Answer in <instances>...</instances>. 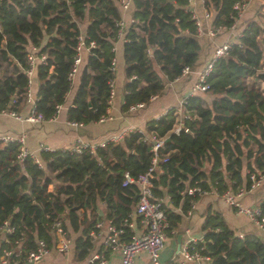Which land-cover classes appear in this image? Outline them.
<instances>
[{"label": "trees", "instance_id": "1", "mask_svg": "<svg viewBox=\"0 0 264 264\" xmlns=\"http://www.w3.org/2000/svg\"><path fill=\"white\" fill-rule=\"evenodd\" d=\"M235 1L202 0L211 12V23L223 28L237 17L232 7ZM131 4L132 22L124 27L122 42L123 110L136 102L146 104L151 96L160 94L163 78L171 81L184 66L199 64L203 49L188 0H131ZM259 16L264 18V11ZM119 18L118 0H0V108L18 111L25 102L24 68L31 46L36 48L35 55H45L42 62L37 59L34 64L35 110L48 118L63 103L81 34L79 24L87 19L83 34L95 44L84 58L68 116L82 123L98 120L108 104ZM263 24L259 17L246 21L227 52L214 60L206 75L208 89L202 91L210 94V102L200 94L187 95L182 113L189 117L181 118L177 132L171 131L175 119V106H171L120 142L98 146L93 152L69 148L43 151L40 165L30 158L18 162L16 144L0 141V227L3 220L12 227L11 232L0 230V248L9 249L12 260L23 261L37 238L49 244L52 222L61 213L71 228L81 222L91 227L100 198L106 217L121 235L129 236L121 242L128 241L131 233L124 221L135 205L138 188L134 182L122 184L123 174L135 177L150 166L153 157L161 168L157 179L154 172L152 176L154 197H161L160 180L173 203L183 196V209L197 193L212 189L220 195L227 190L224 171L232 191L241 188L242 156L246 159L247 189L250 172L264 173V94L249 81L253 76L264 80ZM10 63L12 70L7 73ZM152 132L163 137L155 156L147 139ZM204 161L209 164L206 170L200 168ZM186 176L198 189L181 194L179 179ZM53 181L54 188L47 189ZM257 205L264 211V198ZM82 206L90 213L79 220L76 209ZM160 207L169 232L179 215L167 210L162 200ZM201 229L202 237L189 242L187 248L206 257L202 264H264V232L249 231L238 237L220 213L208 211ZM86 232L75 240L79 257L90 246Z\"/></svg>", "mask_w": 264, "mask_h": 264}, {"label": "crops", "instance_id": "2", "mask_svg": "<svg viewBox=\"0 0 264 264\" xmlns=\"http://www.w3.org/2000/svg\"><path fill=\"white\" fill-rule=\"evenodd\" d=\"M188 7L193 15L199 20L200 33L197 34L202 42L203 49L200 53V63L189 68L186 74L179 75L171 81H166L163 78V90L160 94L155 95L148 101L143 107L136 108L135 110H123V95L124 84L126 81L124 73V64L122 59V42L123 36H117L113 43L115 65L113 69L112 94L108 98V104L105 111H107L110 118L105 120H93L86 123L80 122L79 125H73L69 120H72L68 116V107L72 105L73 94L79 80V72L84 62V58L88 50L83 49L81 51V62L77 71L70 80V87L67 90L64 101L59 105L58 111L54 118H46L39 122H28L20 118H15L11 115L0 114V133H23L25 147L34 152L39 160H41V154L43 151L39 150V145L44 144L53 149H65L70 148L77 139L96 142L108 136L109 134L116 133L123 128L130 127L136 129H144L145 124L149 119L156 118L166 111L171 106H178L181 98L189 94V90L195 82L197 72L203 68L207 60L212 55V51L215 46L228 42L229 44L236 41L239 30L246 21L251 18H260V21L264 22V18L259 16L264 11V0H250L244 9L234 20L232 30L228 27L220 29L214 35L209 34V24L211 23V12L207 10L202 0H188ZM132 4L126 10H121L119 6V13L123 19L124 27L128 26L132 22L131 18ZM209 11V18L204 17V12ZM87 24V19L83 20L80 24V33H84V28ZM264 25V24H263ZM124 35V30H123ZM12 63L8 65L7 73L12 70ZM19 67V66H18ZM264 67V65H263ZM35 68L33 69V71ZM34 73V72H33ZM249 80V79H248ZM253 85L258 86L264 94V80L256 79L252 77ZM35 82L31 85V94L34 98ZM194 94H200L206 99V102H210L211 96L207 91H196ZM30 111V105L26 102L22 103L18 107V113L21 116H25ZM79 122V121H78ZM244 151V149H243ZM242 169H241V183L239 187L244 188L247 183L246 172L247 166L245 164L246 159L242 156ZM209 167L207 162H203L201 167L206 170ZM156 173V174H155ZM161 174V168L158 166L154 169V177ZM224 181L227 184V189L232 191L230 187L231 182L223 172ZM182 182L183 188L180 190L181 194L187 192L188 188L193 187L194 184L190 183V177L179 179ZM55 182H49L47 189H53ZM157 186L162 190L160 198L167 210L173 211L179 215V217L173 221L174 232H167L164 244L159 252L158 259L160 261H166L171 257H180V248L183 246L189 238L195 240L202 237L203 231L201 229L202 222L205 218L206 212H218L221 214L225 223L230 226L236 233H245L249 231H259L255 224L249 219V217L241 212H238L235 207L227 204L223 198L212 189L197 193L190 206L183 209V196L178 201L173 203L166 192L167 186L161 184V181H157ZM239 189V188H238ZM264 198V178L259 186L253 189L247 190L246 193L239 199L241 204L256 205ZM96 220L102 219L101 227H96L94 224L88 228L87 222L79 223L77 228H71V226L64 220V215H59L60 225L64 231V235L69 239V248L65 252H58L54 249L55 234H51L49 241V251L44 254L36 264H80L86 260L91 254L95 252H101L108 264H118L120 261V253L117 248H110L104 245L103 239L106 234V220L105 215V203L103 199H97L96 201ZM135 206V205H134ZM132 208L129 217L124 221V224L128 227L131 236L142 233L145 229V224L141 220V217ZM90 210L88 208L79 207L76 209V214L79 220H84L88 216ZM63 223V225H62ZM87 231L88 240L90 246L87 247L86 252L79 257L78 249L75 246L76 239L83 237V232ZM1 235V233H0ZM129 236H124L121 233L118 236V241L127 240ZM0 248V254H1ZM133 264H152L148 254L141 250L134 258ZM184 264H198L195 260H185Z\"/></svg>", "mask_w": 264, "mask_h": 264}, {"label": "built area", "instance_id": "3", "mask_svg": "<svg viewBox=\"0 0 264 264\" xmlns=\"http://www.w3.org/2000/svg\"><path fill=\"white\" fill-rule=\"evenodd\" d=\"M250 0H237L233 3V9L236 10V15L238 16L239 13L244 9L246 4ZM131 0H118V6H120L121 10H126L130 6ZM189 8V7H188ZM190 10V9H189ZM210 13L209 11L204 12V17L209 18ZM196 28H197V34L200 33V23L199 20L196 18L195 20ZM233 24H230L228 28L232 30ZM117 29L118 36H123V30H124V24L123 19L120 18L117 20L115 24ZM209 34L214 35L216 32H218L221 28V26H214L212 23L209 24ZM95 42L93 40L86 41L85 36L83 33L79 34L77 36V43H76V53L73 57L71 68L68 72V78L71 80L73 75L78 69V66L81 62V51L83 49L89 50L90 47H93ZM228 42L221 43L212 51V55L207 60L203 68H201L196 75L195 82L191 86L189 90V94H193L196 91H204L208 89V83L206 82V75L211 70L213 62L216 58H218L221 55H224L227 52V49L229 47ZM36 48L34 46H31V51L27 53V62L28 66L24 68V72L27 75V81H26V88H25V102L30 105V111L27 115L21 116L18 111L15 109L0 108V114L4 115H11L15 118H20L22 120L28 121V122H39L41 120L46 119L43 114L37 110H35L34 106V98L31 94V85L33 82V69L34 64L36 60L39 61L44 60V53L40 55H35L33 51H35ZM115 65V59L112 57L110 61V67L111 69H114ZM189 71L188 66H184L181 70L180 75L186 74ZM112 94V83L109 82V97ZM187 94V95H189ZM186 95V96H187ZM184 96L179 101L178 106L175 107V119L171 128V131L177 132L180 127H182V121L181 118H188L189 115H186L182 113V103ZM108 97V98H109ZM154 96H151L150 99H152ZM149 99V100H150ZM15 97H12L10 102L14 103ZM145 103L143 102H136L133 104H130L128 106V110H135L136 108L143 107ZM59 105L56 106L55 111L48 117L54 118L56 116V113L58 111ZM110 118L107 111H105L103 114H101L98 117V120L102 121L105 119ZM71 124L73 125H79L80 122L75 120H69ZM133 130H142V129H136V128H130L126 127L121 129L120 131L116 133L109 134L105 138L98 140L96 142H89L81 139H77L74 144L69 148L71 151L80 152L83 149H88L89 152H93L94 149L98 146H104L105 144L109 142H120L124 135L129 133ZM149 141H151V149L154 152L153 155H156V151L159 147L162 146L163 137L155 136V133H150V137L147 138ZM0 141L3 143L6 142H14L16 144V159L18 162H22L25 158H30L33 162L40 165V160L38 156L34 153L29 151L24 144V134L23 133H0ZM53 148H50L47 145L40 144L39 150L40 151H49ZM156 158H152L150 166L143 172L137 174L135 177H132L128 174V172H124L123 174V180L122 184L134 182L137 185L138 191L137 196L135 200V212L141 217V220L145 224V229L142 231V233L138 235H132L131 238L126 242H120L118 241V236L121 233V230L119 228H116V226L111 222L110 219L106 220V234L103 239L104 245L109 246L110 248H117L120 253V261L118 264H133L135 255L143 250L145 251L152 264H184L185 260H195L198 262V264H202L204 260H206V257L200 255L197 251H190L187 248V245L189 242H193L195 239L189 238L186 242H184L183 246L180 248V257L175 258L171 257L170 259L166 261H160L158 259L159 252L164 244L165 238H166V231L165 227L167 226L165 213L163 212V209L160 207V198H156L153 195L152 192V176L154 169L156 167L155 165ZM165 160V158H163ZM250 177V184L247 189L245 188H239L236 191H230L229 189L225 190L223 193L220 194V196L223 198V200L236 208L238 212L246 214L249 219L255 224V226L260 230L261 232H264V211L260 209V207L256 205H245L241 204L239 199L246 193L247 190L253 189L256 186H259L264 178V173H249ZM198 188L191 187L187 189L188 193H192L193 191L197 190ZM102 219H98L95 221L94 225L96 227H101ZM52 228L53 233L55 234V241H54V249L58 252H65L69 248V239L64 235V231L61 228L60 225V219L55 218L52 222ZM0 230L3 232H11L12 227L8 225L7 220H3L2 225L0 227ZM169 232H174L173 229H170ZM238 237H241V233H237ZM50 247L42 238H37L35 240V247L30 249L24 258L23 261H19L17 259L12 260V252L9 249L3 248L1 254H0V264H36L37 261L49 251ZM16 255V253H15ZM80 264H108L106 259L104 258L103 254L101 252H95L91 254L86 260Z\"/></svg>", "mask_w": 264, "mask_h": 264}, {"label": "water", "instance_id": "4", "mask_svg": "<svg viewBox=\"0 0 264 264\" xmlns=\"http://www.w3.org/2000/svg\"><path fill=\"white\" fill-rule=\"evenodd\" d=\"M134 199L136 198V196L133 197Z\"/></svg>", "mask_w": 264, "mask_h": 264}]
</instances>
